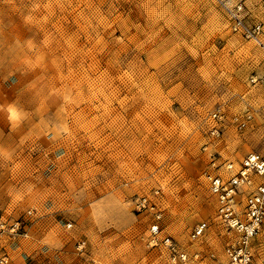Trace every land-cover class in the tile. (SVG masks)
<instances>
[{"label":"rangeland","instance_id":"rangeland-1","mask_svg":"<svg viewBox=\"0 0 264 264\" xmlns=\"http://www.w3.org/2000/svg\"><path fill=\"white\" fill-rule=\"evenodd\" d=\"M263 76V0H0V256L173 264L169 236L175 264L223 262L205 174L264 153Z\"/></svg>","mask_w":264,"mask_h":264},{"label":"built area","instance_id":"built-area-1","mask_svg":"<svg viewBox=\"0 0 264 264\" xmlns=\"http://www.w3.org/2000/svg\"><path fill=\"white\" fill-rule=\"evenodd\" d=\"M236 8L230 11L234 18L233 28L241 30L245 36L259 40L260 24H254L252 28L244 26L236 16L241 6ZM261 83L264 87V76L261 78ZM212 118H220L219 109L212 113ZM212 132L217 133V130H212ZM225 168L232 171L226 179L211 172L205 174L209 191L217 198V216L227 230L234 233L233 240L224 247L225 260L219 264H254L251 241L264 229V153H248L237 168L232 163H225ZM136 205L138 210L147 206L151 207L146 195L137 198ZM160 217L161 214L157 213L155 221L150 225L153 235L159 232L158 219ZM1 227L3 225L0 222ZM16 228H18V223L11 225L12 230ZM206 228L205 222L198 223L193 228L190 238H198ZM160 242L168 250L170 261L173 264L189 261L188 254L179 250L177 243L169 236L163 237ZM197 256L198 253H195L194 257ZM6 262V257L0 256V264H6ZM262 263L264 264V259Z\"/></svg>","mask_w":264,"mask_h":264}]
</instances>
